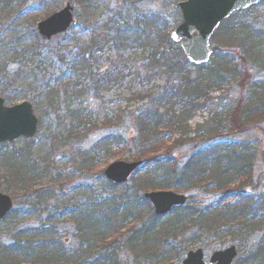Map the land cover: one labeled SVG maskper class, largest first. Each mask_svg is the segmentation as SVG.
Masks as SVG:
<instances>
[{
    "label": "trees",
    "instance_id": "1",
    "mask_svg": "<svg viewBox=\"0 0 264 264\" xmlns=\"http://www.w3.org/2000/svg\"><path fill=\"white\" fill-rule=\"evenodd\" d=\"M27 1L0 0V13L4 16L16 13ZM75 1L83 9L82 14H76L77 25L89 29L92 33L87 43H81L77 33L73 32L69 38L62 37L53 48L45 51L46 46L41 44L36 36L35 24L53 13L60 1L40 0L37 16L25 17L20 25L18 22L13 24L14 31L21 24H33V43L24 44L23 37H16L12 41L13 47L9 49L8 61L20 65L19 72L28 69L27 77H33V103L37 111L44 110L40 115L41 121L50 114L56 115L58 119L59 114L65 110L72 113L67 127L70 133L66 130L67 137L71 135L79 138L97 130L104 131L105 135L95 141L88 154L83 153L85 158L88 156L86 159H91L95 152L114 158V154L126 150L128 152L132 148L131 161H142L143 165L131 178L133 186L120 192L118 197H115V194L119 193L117 187L109 182H100L96 177L95 182L90 185L85 182L72 187L71 192L79 194L78 201H90L87 208L82 209L80 204L55 205L42 225L26 229L27 231L12 230L10 241L22 243L24 250L19 253H1L0 264H83L87 253L100 254L101 249L107 251L109 245L116 242L112 235H108L112 234L113 229L117 232V218L131 221H139L142 218L144 203L143 198L137 195L138 191L173 190L193 193L197 188L208 190L209 185L214 187L211 189L214 193H220L222 200H226L229 194L234 192L235 186L237 189L243 187L244 183H251L252 153L242 144L221 139L223 133L241 134L247 132L250 126L264 121V80H255L252 76L254 70L264 72V27L245 19L250 12L233 15L214 34L213 57L216 53L224 51L220 59L214 61L215 58H212L209 65L192 67L186 62L179 47L170 42L168 31L171 27L162 24L160 18L128 12L129 15L122 19L108 17L101 20L96 18V11L99 9L93 4L94 0ZM178 1L180 0H169L170 3ZM53 7L56 8L52 11ZM16 15L15 22L20 19L17 18L19 15ZM106 49L116 55V60L106 62L110 68L104 70L103 78L96 80L93 76V79H85V76L90 75L85 73L91 72L95 65H99L102 51ZM130 63L136 65L134 72L138 78L146 79L147 84L161 80L163 86L150 87L140 82L130 88L126 102L127 105L135 104L130 113L127 111L128 107H117L94 120L91 115L79 109V94L85 88L94 87L96 95L100 90L106 92L110 83L107 76L114 72L117 75L124 69L119 68L121 65ZM212 63L214 65H211ZM246 64H249L248 68ZM131 75L127 74L124 78ZM16 77H19V73ZM83 81H88L89 84L85 86ZM233 87L237 88L239 98L235 99L232 107L222 106L218 111H213L211 117L202 124L194 127L189 125L199 110L206 108L209 102L217 101L222 104L223 100L213 98V93L228 92ZM13 96L15 98L16 95ZM99 99L104 100L103 97ZM126 121L132 124L128 146L124 144L121 135H109L110 129ZM202 144L208 145L192 153L182 166L170 158L171 152L176 148L190 146L196 149ZM28 153L30 154L28 148L0 152V161L5 164L7 173H12L10 168L17 167L23 171L22 176L18 175L23 178L16 179L20 183V191L11 193L14 201L18 202L17 197L21 196V200L25 199L33 204L35 194L36 200L39 201L37 206L40 207L43 206L42 199L50 196V191L45 189L40 193L35 190L31 178H34L37 171L42 175L43 171L47 173V170L40 169L43 166L33 162V159L23 162V157L29 156ZM86 161L81 163V169L88 173L90 165ZM142 169L146 172L142 173ZM99 174L101 175V172ZM62 180L61 175L54 176L50 186L60 189V184L67 182ZM96 187L103 191L106 187L110 192L96 195ZM5 191L8 193L7 189ZM240 194L241 192H237V195ZM246 204L247 208L250 205L252 216L244 213L243 205L235 206L229 202L219 211L214 210L211 215L205 214V209H202L204 212L191 211L194 209L186 205L171 212L174 215L176 211H181L178 212L179 218L168 216L169 219L165 222L154 219L155 225L151 222L148 230L153 232V237L155 234L154 238L162 245L169 242L174 244L186 235L196 238L195 242L200 241L202 236H226L232 240H247L253 232H258L260 222H264V217L257 216L258 210L264 211V200ZM147 205L150 210L148 203ZM68 207L72 210H68ZM95 207L102 208V211H95ZM44 210L46 209H42ZM65 216L67 218L63 219ZM247 216L259 218L249 222L245 220ZM59 218L74 225L73 237L77 248L70 253L53 250L55 252L49 254L47 245L56 249L57 239V231L52 229L51 221ZM236 226L237 230L233 231ZM225 227L228 229L224 230ZM140 236L147 235L132 233L127 239V246L134 245ZM139 242L143 243L141 240ZM85 245L86 249L81 250ZM157 246V241H153L147 250L148 254L153 253ZM97 247L101 249L98 251ZM170 249L172 256H179L180 259L176 249ZM28 250L31 254L25 255ZM243 261L244 264H254L257 261L264 264L263 239L256 244L255 249L245 252ZM105 263L109 264L107 260ZM91 264H104L103 258L100 257Z\"/></svg>",
    "mask_w": 264,
    "mask_h": 264
},
{
    "label": "rangeland",
    "instance_id": "2",
    "mask_svg": "<svg viewBox=\"0 0 264 264\" xmlns=\"http://www.w3.org/2000/svg\"><path fill=\"white\" fill-rule=\"evenodd\" d=\"M59 1L60 2L58 4V8L55 9L56 7H53L51 8L52 11L54 9L57 11L63 7V3L65 0ZM39 2L40 0H28L27 5L21 6L20 9L16 11V13L7 16H4V14L0 13V97L4 99L5 104L8 106L18 104L23 100L29 101L33 105V77H27L29 74L28 69H23L22 72H19L21 70L20 65H17V63H11V60L8 61V52L9 49L13 47L12 41L16 37H23L24 44L33 43V24L20 26L16 31L13 30V24L18 22L20 25V22L25 20L24 17H33V15L37 16V12L40 9ZM93 4L98 7L99 10L96 11V16L101 20H105L107 17H112L118 20L126 17L127 14L129 15L128 12H139L143 13L149 18L158 17L162 20V24L164 23L165 25H167L166 27H172L176 23L175 20L178 16V12L176 11L177 3H170L169 0H94ZM82 12V6L76 5L74 13L76 14ZM249 12L250 13L247 14V18L245 19L251 20L264 27V4ZM16 14L19 15V17L17 18L20 19L15 22V17L17 16ZM79 30V27H76L73 30L77 32L78 39H80L81 42L88 41L90 31ZM70 36L71 35L68 34L66 38H69ZM213 40L211 41V47H214ZM56 43L57 40H53L49 45H47L45 51L53 48ZM216 54L217 55L213 57V59L215 58L214 61L220 59L223 56L224 51H220ZM115 60L116 55L112 51H110L109 49L102 51L101 58L99 59V65H95L91 72H86V75H90L85 76V79H87L88 77L93 79V76L96 80L103 78L104 70L110 68L107 67L110 65H107L106 62H113ZM211 65L214 64L212 63ZM247 65L249 64H246V67ZM135 66L136 65H133L131 63L128 65H121L119 68L124 69L122 72L117 73L118 76L115 72L112 75L107 76V80H109L110 83L109 88L106 92L100 90L98 95H96L94 92V87L90 89L89 87L85 88L82 93L79 94V109L91 115L94 120L101 117L107 112L115 110L117 107H121L123 109L128 107L127 111H129L130 113L135 105L132 103L127 105L126 102L128 99L130 88L139 85L140 82H144L145 85H149L150 87L156 85L163 86V81L161 80L151 81L149 84H147L146 79H141L140 77L138 78V75L134 72ZM190 70L192 71L193 69ZM18 73L19 77H16ZM252 73V76L255 80H264V72L260 73L258 72V70H254L252 71ZM127 74L131 76L124 78ZM24 77L27 78L21 79ZM83 83L85 86L89 84L88 81H83ZM15 93L16 97L14 98L13 95ZM238 94L239 92L235 87H233L228 92L213 93L212 97L222 99V104H218L217 101H214L213 103L209 102L206 108L199 110L198 114H196L195 118L189 123V125L191 127H194L197 124H201L207 118L211 117L213 111H218V109H221L222 106H226L227 108L232 107L235 99L239 98ZM100 97H103L104 100L100 101ZM34 110L36 111L35 107ZM41 113H44V110L39 109V111L36 112L38 117L42 115ZM71 116L72 113L65 110L59 114L58 119L56 115L50 114L44 117L41 123L42 127L38 128L37 134L33 139L19 140L14 142L13 145L5 144L0 147V152L3 153L13 151L14 149L28 148L30 150V154L28 153L29 156L23 157V162H30L33 159V162L38 163L39 166H43V168L40 169L46 168L47 170V173L43 171L42 175H39L37 171L36 175H34V178H31L33 179L32 182L35 190H38L40 193H43L45 189L50 191V196H47L48 198H45L44 200L42 199L43 206L40 207L37 206L39 201L36 200L35 194H33V204H31V201L27 202L25 199L21 200V196L17 197L19 200L18 202H15L12 198L11 193L13 192L14 194H16L20 191L21 187L18 186L20 183L16 179L23 178L18 176L21 175L23 171H21L20 167H17L10 168L12 173H7L5 164L0 161V193L7 194L13 199L14 211V213L12 212L8 218L0 222L1 249L11 244L9 242L11 230L27 231L26 229L36 227L37 225H42L43 221H47L48 212H51L52 206H59L62 203L64 206H75L77 204H80L82 205V209H86L90 201L88 202L84 199L78 201L79 194L75 192L72 193V187L85 182L86 184L90 185L91 183L95 182V177L100 182H105L106 180L102 175V171L106 166L114 162H130L132 160L130 158L133 152L132 148L128 152L126 150L114 154V158L99 155L95 152L94 155L91 156V159H86L88 156L86 155L85 158L83 153L86 152V154H88L87 152L93 147L92 145H94L95 141L104 136L105 133L104 131L97 130L93 133H88L84 137L78 138L77 136L74 138V136L71 135L67 137L66 130L69 126V120ZM248 129L249 130L247 132L241 134L223 133V137L221 139L225 141H234L239 145L242 144L250 151V153H252L253 160H251V183H244L243 187H238L237 189H235V186L234 192H242V194H229V197L226 200H222V196L220 193H214L211 190L214 187L209 185L208 190H204V188H197V190L195 189L196 191L193 193L182 192L183 194H185V196L191 198V203L190 200L186 202L187 206H191L194 209L191 211L204 212L206 210L205 214L211 215L213 214L214 210L216 212L219 211L229 202L235 206L243 205L244 213H248L250 216H252L251 211L249 210L250 205L247 208L246 203H249L251 201L254 203L264 200V121L250 126ZM67 131L69 132V130ZM131 131L132 124L126 121L122 122L116 128L110 129L109 135H113L114 137H119L117 135H121V137L123 138L121 139L125 141L124 144L128 146V141H131V136L128 137V135ZM207 145L208 144H202L196 149H192L190 148V146L176 148L171 152L172 155L170 156V158L177 164L182 166V164L190 157L192 153H194L201 147H207ZM47 161L48 163H46ZM85 161L88 165H90L88 173H86L85 170L81 169V163ZM100 172L101 175L99 174ZM144 172H146V170L142 169V173ZM57 175H61L63 179L62 181L67 180L66 183L60 184L62 185L60 186V189H57L55 186H50V183L53 180L54 176ZM157 181L159 182L160 180L157 179ZM235 184L237 185V183ZM132 186V180L130 179L124 186H121L117 189V192L119 193L115 194V197H118L120 192L124 191L127 188H131ZM6 189L8 193H6ZM107 192H110V189H107L106 187L104 191L101 190V188L99 189V187L95 188L96 195L104 194ZM246 192L248 193V196L244 195V193ZM144 193L149 192L144 190L138 191L137 195L142 197ZM104 196H106V194ZM142 205V218L139 221L117 218L115 225L118 229L117 232L113 231V229L112 231L114 233L111 231L112 234L108 235H112V238L114 237L113 239H116V242H113V244L109 245L107 251H103L100 247H97L98 251L101 249L100 254H93V252L92 254L87 253L86 259L84 260L83 264H91L93 261L100 257L103 258L104 264H107L105 263V260H107L109 264H113V262H115L116 264H177L190 250H203V252H205V258H207L213 252L224 250L225 248L231 246H235L237 250V255L233 264H244L243 256L245 252H250L251 250L255 249L256 244L259 243L261 239L264 240V222H260L261 226L258 232H253L247 240L243 241L232 240L231 237L229 238L226 236L225 238L223 236L208 238L202 236L200 241L195 242L196 238L186 235L183 236L181 240H177L176 242L173 241L175 242L174 244L172 242H169L168 244L165 243L162 245L157 238H154L155 234L153 237V232H151V230H148L151 222L152 225H155L154 221L157 218L154 215L150 205V210L148 209L149 207L147 203ZM44 208L46 210L42 211V209ZM92 208L93 207H91V209ZM67 209L72 210L71 207H68ZM95 211L100 212L102 211V208L95 207ZM260 211L261 210H258L257 216L264 217V211ZM176 212V214L170 215L174 219H176L177 217L179 218V213L181 211ZM250 216H247L245 220L250 222L253 219L258 220L259 218H252ZM52 220H54L51 221V223L53 224L52 229L57 231V239L55 240V243L57 244L58 248L64 249V253L75 251L77 248V242L73 237L74 225L69 223L68 220L65 221L60 218ZM166 220L167 219L165 218L164 220H161V222H165ZM238 228H240V226ZM227 229L228 227L224 228V230ZM235 230H237V226L233 231ZM134 232L138 233V235L142 234L147 236L138 237V239L134 242V245H132L134 248L132 249V246H127L126 242ZM117 233L118 235L115 236V234ZM140 240L143 242L142 244L139 242ZM169 240L170 239H168V241ZM148 241L149 243L147 244ZM153 241H157L158 246L153 253L148 254L147 250L153 244ZM21 244L22 243L16 245L17 249H14V251L19 253V250L23 249V246H21ZM86 247V245L83 246L81 250H85ZM171 247H174L177 251L176 253L181 255L180 259L179 256H172V250L170 249ZM7 251H10V249H8ZM25 255H27V253H25ZM18 258L20 259L21 257ZM254 264H261V261H257Z\"/></svg>",
    "mask_w": 264,
    "mask_h": 264
},
{
    "label": "water",
    "instance_id": "3",
    "mask_svg": "<svg viewBox=\"0 0 264 264\" xmlns=\"http://www.w3.org/2000/svg\"><path fill=\"white\" fill-rule=\"evenodd\" d=\"M264 0H187L178 4L182 23L171 33V40L180 44L187 61L192 65L207 64L211 57L210 39L219 25L232 14L244 11L263 3ZM74 2L67 1L66 6L44 21L37 24V31L44 43L53 36L74 27ZM38 119L34 116L29 103L7 107L0 98V144L11 143L19 137L32 138L37 131ZM141 165L137 163L115 162L109 165L104 175L116 185L124 184L129 176ZM156 216H165L173 207L182 206L186 198L171 192L146 194ZM12 209L11 199L0 193V220ZM203 252L198 249L188 252L179 264H204ZM236 257L234 246L212 254L209 264H231Z\"/></svg>",
    "mask_w": 264,
    "mask_h": 264
},
{
    "label": "bare ground",
    "instance_id": "4",
    "mask_svg": "<svg viewBox=\"0 0 264 264\" xmlns=\"http://www.w3.org/2000/svg\"><path fill=\"white\" fill-rule=\"evenodd\" d=\"M19 140H23V137H19V138L17 139V141H19ZM109 165H110V164H109ZM109 165H108V166H109Z\"/></svg>",
    "mask_w": 264,
    "mask_h": 264
}]
</instances>
